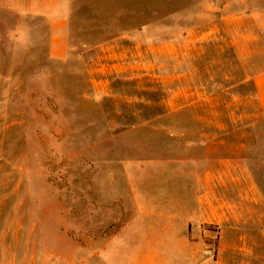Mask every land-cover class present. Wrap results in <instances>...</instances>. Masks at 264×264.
<instances>
[{
	"label": "rangeland",
	"instance_id": "374dc122",
	"mask_svg": "<svg viewBox=\"0 0 264 264\" xmlns=\"http://www.w3.org/2000/svg\"><path fill=\"white\" fill-rule=\"evenodd\" d=\"M51 37L0 8V264H264V0H74Z\"/></svg>",
	"mask_w": 264,
	"mask_h": 264
},
{
	"label": "crops",
	"instance_id": "0c3cea01",
	"mask_svg": "<svg viewBox=\"0 0 264 264\" xmlns=\"http://www.w3.org/2000/svg\"><path fill=\"white\" fill-rule=\"evenodd\" d=\"M0 8L11 13L21 21L45 20L49 23L52 33L50 55L54 58H65L69 55L67 38L69 35V24L74 10V0H0ZM254 83L264 114V72L254 78ZM211 173L209 172V177H211ZM200 188L201 195V191L206 189L208 191L207 195L213 197V195H217L216 192H218L219 182L213 180L212 173L211 183H206V185L201 183ZM216 216H219L218 208L215 209V218Z\"/></svg>",
	"mask_w": 264,
	"mask_h": 264
}]
</instances>
